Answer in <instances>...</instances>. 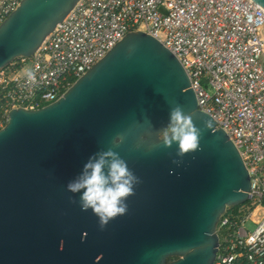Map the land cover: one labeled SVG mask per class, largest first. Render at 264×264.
<instances>
[{
  "label": "water",
  "instance_id": "1",
  "mask_svg": "<svg viewBox=\"0 0 264 264\" xmlns=\"http://www.w3.org/2000/svg\"><path fill=\"white\" fill-rule=\"evenodd\" d=\"M78 2L21 0L0 24V69L32 57ZM176 106L200 129L184 155L160 138ZM215 126L176 56L143 31L127 33L57 101L9 112L0 129V264H213L222 216L251 189L239 151ZM108 148L140 182L127 212L102 228L66 185Z\"/></svg>",
  "mask_w": 264,
  "mask_h": 264
},
{
  "label": "built area",
  "instance_id": "2",
  "mask_svg": "<svg viewBox=\"0 0 264 264\" xmlns=\"http://www.w3.org/2000/svg\"><path fill=\"white\" fill-rule=\"evenodd\" d=\"M20 2L0 0V24ZM263 30L264 8L252 0H79L32 57L0 69V128L12 109L57 101L127 33L155 37L181 62L198 108L228 135L251 178L249 206L219 222L213 264H264Z\"/></svg>",
  "mask_w": 264,
  "mask_h": 264
},
{
  "label": "clouds",
  "instance_id": "3",
  "mask_svg": "<svg viewBox=\"0 0 264 264\" xmlns=\"http://www.w3.org/2000/svg\"><path fill=\"white\" fill-rule=\"evenodd\" d=\"M199 135L200 129L193 124L191 116L176 106L170 110L169 122L160 138L165 146L177 144V155H184L196 149ZM122 139L117 138L115 143L120 144ZM139 182L140 178L119 152L108 148L90 155L66 187L74 196L78 195L75 202L82 210L91 209L103 228L110 220L127 212V198Z\"/></svg>",
  "mask_w": 264,
  "mask_h": 264
},
{
  "label": "trees",
  "instance_id": "4",
  "mask_svg": "<svg viewBox=\"0 0 264 264\" xmlns=\"http://www.w3.org/2000/svg\"><path fill=\"white\" fill-rule=\"evenodd\" d=\"M243 206H244V207H247V206H249V203H246V204H244ZM241 207H242V206L229 208V209L227 210V213H226L225 215H228V214H231V213L236 214V213H238V210H239ZM251 209H252V207H251ZM175 259H176V258H170L169 261H172V260H175Z\"/></svg>",
  "mask_w": 264,
  "mask_h": 264
},
{
  "label": "crops",
  "instance_id": "5",
  "mask_svg": "<svg viewBox=\"0 0 264 264\" xmlns=\"http://www.w3.org/2000/svg\"><path fill=\"white\" fill-rule=\"evenodd\" d=\"M262 213H263V210H262V209H258V211H257V215H259V216L256 215V217H255L254 219H255V220L260 219Z\"/></svg>",
  "mask_w": 264,
  "mask_h": 264
},
{
  "label": "rangeland",
  "instance_id": "6",
  "mask_svg": "<svg viewBox=\"0 0 264 264\" xmlns=\"http://www.w3.org/2000/svg\"><path fill=\"white\" fill-rule=\"evenodd\" d=\"M262 36H263V38H264V30H263V32H262ZM5 125H3V127H4ZM1 129V128H0ZM228 210V209H227ZM251 228H252V225H251Z\"/></svg>",
  "mask_w": 264,
  "mask_h": 264
}]
</instances>
